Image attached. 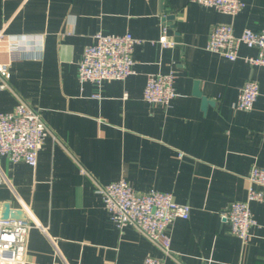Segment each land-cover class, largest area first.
I'll return each mask as SVG.
<instances>
[{"label":"crops","instance_id":"crops-1","mask_svg":"<svg viewBox=\"0 0 264 264\" xmlns=\"http://www.w3.org/2000/svg\"><path fill=\"white\" fill-rule=\"evenodd\" d=\"M242 1L230 15L189 0H0V28L44 42L40 59L10 64L9 86L0 90V111L23 100L49 128L35 167L0 157V201L47 227L30 229L26 264H142L147 256L165 264H264V202L250 203L257 224L247 243L222 215L246 198L251 167L264 168V66L243 60L258 53L245 45L234 61L205 49L216 24H232L235 34L264 28V0ZM166 14L174 19L165 22ZM164 22L171 47L159 42ZM98 31L138 40L133 74L79 82L78 61ZM170 71L171 105L146 102L147 77ZM247 80L258 82L259 95L251 110H238ZM195 81L211 100L205 109ZM121 178L139 193L170 192L190 206L189 218L168 228L169 254L110 219L97 186Z\"/></svg>","mask_w":264,"mask_h":264},{"label":"built area","instance_id":"built-area-1","mask_svg":"<svg viewBox=\"0 0 264 264\" xmlns=\"http://www.w3.org/2000/svg\"><path fill=\"white\" fill-rule=\"evenodd\" d=\"M205 7H211L226 14L235 15L243 7L242 0H189ZM34 43L27 35L7 34L0 28V43L6 47V60L0 62V90L8 88L9 66L16 60L40 59L44 50L43 36L34 37ZM138 42L130 32L107 34L101 31L93 35V41L83 49L78 61L79 82L91 81L101 84L106 80H122L134 73L133 46ZM163 47L175 45L167 37V24L161 26L160 41ZM241 45L257 49L256 56H243L251 65L264 66V28H245L235 34L233 25L216 24L210 34L205 49L218 53L228 60H236ZM175 73H156L147 77L142 97L151 104L170 106L177 93L174 87ZM259 95V84L247 80L240 88L234 107L249 111ZM99 96V95H95ZM126 96V94H125ZM49 128L40 116L38 109L20 100L12 110L0 111V157L10 162H25L31 167L37 165V156L42 148ZM182 153L179 154L181 156ZM246 198L233 201L222 214L229 223L231 232L243 243L250 238L251 228L257 224L250 203L264 202V168L253 165L247 175ZM103 205L110 219L118 227H135L144 237L169 254L171 237L168 228L177 219L187 220L190 206L175 201L172 193L149 190L135 191L125 178L109 184L98 185ZM0 220V264H26L29 231L36 227L46 233L47 227L33 219ZM142 264H165L156 257L147 256Z\"/></svg>","mask_w":264,"mask_h":264},{"label":"water","instance_id":"water-1","mask_svg":"<svg viewBox=\"0 0 264 264\" xmlns=\"http://www.w3.org/2000/svg\"><path fill=\"white\" fill-rule=\"evenodd\" d=\"M174 19V14H166L162 17V20H172ZM178 41V40H176ZM176 43V42H175ZM193 92L196 96L201 98V106L203 109L207 106V104L211 103L207 97L203 96L198 85V81L194 82ZM26 220L27 215L25 213L24 208H14L10 205L9 202L0 201V220Z\"/></svg>","mask_w":264,"mask_h":264}]
</instances>
